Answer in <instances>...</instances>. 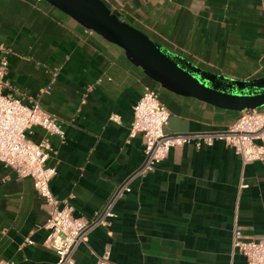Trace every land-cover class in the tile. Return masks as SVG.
I'll return each mask as SVG.
<instances>
[{
	"label": "crops",
	"instance_id": "0c3cea01",
	"mask_svg": "<svg viewBox=\"0 0 264 264\" xmlns=\"http://www.w3.org/2000/svg\"><path fill=\"white\" fill-rule=\"evenodd\" d=\"M104 1L202 68L237 78L264 73V0ZM0 43L10 46L4 90L37 97L61 118L65 136L50 135L46 158L56 167L49 184L60 203L91 216L119 182L130 185L111 223L77 246L73 264H93L106 248L105 264H246L230 248L233 218L245 237L264 235V159L242 162L221 139L184 142L140 174L142 137H128L132 104L146 85L169 110L167 132L223 128L239 109L162 85L122 45L48 0H0ZM45 133L33 125L28 135ZM46 216L32 178L0 160V257L54 264Z\"/></svg>",
	"mask_w": 264,
	"mask_h": 264
},
{
	"label": "built area",
	"instance_id": "2783aa9c",
	"mask_svg": "<svg viewBox=\"0 0 264 264\" xmlns=\"http://www.w3.org/2000/svg\"><path fill=\"white\" fill-rule=\"evenodd\" d=\"M10 46L0 43V160L15 168L20 176L29 175L37 194L42 198L47 216L44 226L48 229L44 241L54 248L57 258L54 264H73L74 251L81 242H86L89 232L97 225H108L115 215L114 204L130 185L127 180L119 182L108 194L102 205L91 216L76 215L74 206L59 198L52 191L49 180L55 173L54 164L46 162L53 148L50 135L59 139L65 136L60 116L45 108L37 97L29 96L24 101L20 96L4 90L7 81V52ZM50 90L49 84L42 88ZM132 118L128 126V137L140 134L143 141L144 157L136 172L144 174L164 158L170 147L184 142L196 146L221 139L232 147L242 162L264 159V104L249 106L240 110L238 116L219 129L167 132L163 128L169 110L159 98L158 92L150 85L144 86L141 94L132 104ZM117 119L116 115L111 114ZM33 125H40L45 134L38 140L28 132ZM247 182L240 180L239 186ZM26 240H30L26 236ZM230 248L246 257V264H264V235L245 237L234 214ZM109 248L93 264H105ZM14 259L0 257V264H13Z\"/></svg>",
	"mask_w": 264,
	"mask_h": 264
},
{
	"label": "water",
	"instance_id": "95a60500",
	"mask_svg": "<svg viewBox=\"0 0 264 264\" xmlns=\"http://www.w3.org/2000/svg\"><path fill=\"white\" fill-rule=\"evenodd\" d=\"M48 1L122 45L132 61L164 86L239 110L264 104V73L237 78L202 68L121 18L104 0Z\"/></svg>",
	"mask_w": 264,
	"mask_h": 264
}]
</instances>
